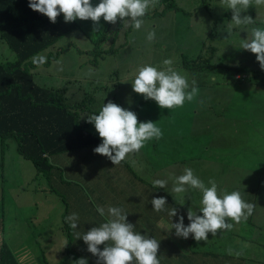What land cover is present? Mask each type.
I'll return each mask as SVG.
<instances>
[{
	"label": "rangeland",
	"instance_id": "1",
	"mask_svg": "<svg viewBox=\"0 0 264 264\" xmlns=\"http://www.w3.org/2000/svg\"><path fill=\"white\" fill-rule=\"evenodd\" d=\"M99 2L100 0H92L94 6ZM196 6L197 3L195 1H186L182 5L183 8L188 10H192ZM253 7L256 20L255 26L264 28V5L250 6L247 12H251ZM169 16V14L160 16L156 21L157 27H160L161 20L169 18ZM177 18L180 24L191 21L196 26L202 22V19L194 14L178 16ZM222 18L224 19L225 16L223 15ZM143 20L144 24L141 29L134 30L131 25L124 24L118 18V21H121L122 30H120L115 39L116 47L110 51L108 50L107 53L104 51L102 55H98L97 60L92 63L88 60L89 57L93 56L92 48L106 46L105 41L102 42L103 46L98 45L97 36L105 30L108 22H105L103 17H101L99 24H94L90 19L86 21L80 20L76 28L56 41L55 44L59 45V47H64V49L57 54V58L53 59L50 65H42L37 68L36 79L50 82L54 86H62L67 78H76V84L81 82L84 86L89 85L90 81L93 80L107 84L108 81L106 79H111L115 76V71H112V69L117 68L120 78L111 87L116 89L114 99L118 101L121 107L136 113L138 122L151 121L146 119L144 114L153 112V114L159 113L158 120L164 121L165 125L166 119L169 118V112H189L188 101H185L183 107L162 109L154 100H145L142 94L134 92L132 82L139 67L150 64L162 69L166 67L163 65V61L171 59L173 61L172 67L175 70L186 76L190 72L191 76L188 79L190 86V82L193 79L197 82L200 81V84H196L199 88L196 100L197 114L195 116L190 113L185 115L186 120L189 121L187 123L190 125L188 132L183 134V136L180 135L179 138L173 139L170 133L167 132L168 141L156 139L154 147H150L151 142L147 141L139 152L129 153L125 159L129 161L130 166L134 170L142 172L143 175L150 173L153 169L154 171L151 172L150 176H154L156 180L168 181L166 190L158 187L157 190L160 191L158 197H166L167 208H169V203H174V208L177 209L174 223L178 222L179 217L182 216L181 202L191 200L193 197H195V200L191 204L186 205V208L188 210L191 208L199 215L197 208L194 209L198 204L199 194L197 192L191 194V190L198 189L189 188L186 193L180 195L170 193L175 177L183 175L186 167L193 169L194 174L203 180L206 185H208L209 179H214L218 185V192L225 191L230 193L240 183H247L255 191L264 190V132L261 118V114H264V70L261 69L254 53L249 52V50L247 52V50L241 48L242 39H246L248 34L245 31L239 32L237 30V33L234 30L229 36L225 31L222 36L216 37L212 41L211 37L214 36H209L211 24L208 21L203 23L204 28L201 30V38H204L207 43L212 41L214 44L220 45L219 50L215 52L212 58L213 61L227 64L248 63V65H253L254 67L248 71L247 77L242 75V78L238 79H235L232 74L233 68L226 69V80L230 82V87L224 88L218 79H213V73L218 71L216 67L206 70V79L204 80L203 74L196 76L193 75L192 69L179 66L180 51L187 53L189 56H194L198 53L192 49L198 41L197 37L181 30L176 32L175 40L173 37L163 34L149 42L147 40L149 31L145 27L149 28V24L155 21H152L147 14L143 17ZM225 23L228 24L229 22ZM94 28L98 29V31H93ZM220 28L221 30L223 29L221 24ZM12 58H14V52L5 41L0 40V59ZM115 80V78L114 80L111 79L110 84ZM76 84L75 86H77ZM78 92H82V89H78ZM96 93L95 104H97L98 108H102L111 96L108 92H105V88L97 90ZM90 128L96 131L93 124ZM224 135H230L235 140L228 142L219 138V136ZM245 138H249L254 143L249 141L245 143ZM11 140H7L4 151H1L0 143V217H3V224L11 222L9 226H5L4 233L9 232V229H11V231L16 233L17 239L24 240L28 236L25 224L29 223V220L26 215L30 212H36V214L44 216L46 215L44 213L46 210L50 216L59 219L65 206V201L63 202V200L66 199L69 202L70 200L61 193L62 190L58 186L56 187L57 192L52 191L48 187L45 191L40 188L41 184L46 183V177L38 173L32 162L24 159L14 149L12 145L14 141ZM206 140H208L206 143L208 146H204V148L208 149L209 152H207V155H202V151H198V154L196 151L198 143H205ZM82 151L88 154L85 149L62 153L65 163L60 162L58 164L63 170H68L65 174L66 179L79 181L81 185L89 186L94 190L93 183L99 181L100 173L90 177L88 173L83 171V167L91 164L89 158L85 162L79 159L77 163H71L73 161L72 155L79 154ZM160 152L167 154V158L159 157ZM2 155L5 157L3 163H1ZM141 164H149L151 167L145 169L144 167H139ZM67 166H70L72 170L68 169ZM121 166L124 167L122 172L125 173L124 164L120 163L119 167ZM101 167L105 169V159ZM94 168L97 169L98 166ZM106 169L107 172H115L113 167ZM4 175L6 176L5 179ZM128 176L133 178L130 173L124 174V187L128 188V191L125 192L124 197L119 199V201L123 203L126 211L131 212L133 216L132 224L138 228V223H141L138 218L141 217L143 212H149L147 204L151 207V198L148 197L147 189L143 188L145 185L142 181L135 177L130 179ZM62 194L64 198H62ZM251 200H256L251 202L256 205L253 214L246 222L242 220L239 224L235 222L233 224L238 234L240 226L243 223H247L244 228V233L248 237L245 240V245L249 249L254 247L255 257L257 259L258 257L262 258L258 259L262 261L264 259V218L259 209L260 193L252 197ZM261 208H264V198ZM69 210L71 212V209ZM157 218L159 220L156 222L154 237L159 241L161 247L163 241H165L168 245V250L178 245L179 252L173 261L176 264H182V237H177L174 228L168 230L165 224L162 223V221L168 222L170 220L167 212L157 213ZM255 223L258 224L257 227H254ZM237 234L235 235L236 239H238ZM48 241L49 238L46 240L47 244L43 245L44 247L50 245ZM52 248L53 251L60 249L58 245H53ZM49 258L54 260L50 256ZM65 258L63 255L61 261L64 262ZM16 259L17 263L20 264L18 257ZM253 263V261L250 262V264ZM197 264H214V261L204 260L201 257L197 258Z\"/></svg>",
	"mask_w": 264,
	"mask_h": 264
},
{
	"label": "trees",
	"instance_id": "2",
	"mask_svg": "<svg viewBox=\"0 0 264 264\" xmlns=\"http://www.w3.org/2000/svg\"><path fill=\"white\" fill-rule=\"evenodd\" d=\"M209 3L212 12L210 13L211 17L206 20L211 24V33L209 36L211 37L215 26L218 25L219 28L218 35L211 37V40L214 41L216 37L222 36L225 32L227 26L225 22L230 21L225 18L224 20L222 16L227 15V19L231 18V10H225L221 7L220 0H210ZM28 5L29 0H0V40L5 41L14 52V58L5 60L0 59L1 151H4L7 140L12 139L11 141H14V144H12L14 149L17 150L24 159L31 161L38 173L46 177V183L41 184L42 186L40 188H43V191H45L48 187L52 191L57 192L56 187L58 186L62 190L61 193L69 198L70 202L66 199L63 200V202L65 201V206L62 209V216L59 219L64 221L65 218L70 215L69 209H71V211L75 210L80 217V224H78L79 228H77V230L87 232L92 227H97L100 223L105 222L106 218L101 217L96 211L97 205L105 207L112 205L124 208L123 203L120 202L119 199L123 198L125 192L128 191V188L124 187L123 178L125 173H130L133 178L135 177L142 181L145 185L143 188L147 189L148 197L152 200L151 195L154 193L156 195L158 192L157 187L153 186V181L156 179L154 176H150L151 172L154 170L152 169L150 173L143 175L142 172L134 170L130 166L129 161L124 159L121 161L126 168V170H124L125 173H123L124 167L114 165L110 163L111 161L108 159L106 162L105 156L93 151L94 148L102 143V138L97 131L90 128L92 123L87 122V116L98 114L102 109L98 108L97 104H95L97 98L96 92L99 89L105 88V92L110 94L111 98L108 99L106 103L112 101L121 106L118 101L114 99L116 89L111 88L120 78L117 68L112 69V71H115V76L111 79H116L112 84H110V78L106 79V81H108L107 84H105V82H95L93 80L90 81L89 85L85 86L81 82L76 84V78H67L62 86H54V84L50 82L36 79V74L38 73L37 68L39 66L33 63V57L43 55L46 57V63L43 65H50L51 61L57 58V54L64 49V47H59V45L55 44L56 41L76 28L80 23V19L77 18L74 22L66 23L63 13H61L57 17L56 23H52L46 15L33 11ZM179 8H181V6L177 4L176 0H159L157 6L149 9L146 14L150 16L152 21H155V14H165L171 10L168 13L170 15L173 10ZM244 14L250 15L255 19L254 7L251 12H246ZM169 18H171V16H169ZM178 20L177 18V21ZM153 23H150L149 26ZM220 24L223 27L222 30ZM121 26V21L119 22L118 20L115 24H106L105 30L97 36L98 45L103 46L102 42L105 41L106 46L92 48L93 56L88 58L91 63L97 60L98 55H102L104 51L107 53L108 50L110 51L116 47L115 39L120 30H122ZM252 27L258 26L253 25ZM235 31L238 33L237 30ZM245 33L248 34L246 31ZM197 38L198 41L194 44L192 49L194 52L198 53L194 56H189L187 53L180 51L181 59L178 61L180 64L179 66L192 69L193 75L199 76L203 74L205 80L206 70L216 67L218 71L213 73V79H218L219 82L223 84L224 88H226L230 85V82L226 80V69L233 68L234 71L232 74L235 76V79H238L242 78V75L247 77L248 71L254 68L253 65H248V63L227 64L213 61L212 58L215 52L219 50L220 45L217 43L214 44L212 41L207 43L201 36ZM190 76L191 74L189 72L187 78L190 79ZM199 82L200 81H196V84H200ZM75 84L77 86H75ZM78 89H82V92H78ZM196 100L197 97L194 101L188 102L189 112H161L168 113L169 115V118L165 121V125L164 121L158 120L160 116L159 113L149 114L157 116L154 122L157 123L158 127H161L162 132H167L166 128H168L171 137L176 139L179 138L180 135L183 136V134L188 132L190 124L187 123L189 121L186 120L185 115L187 113L194 116L197 114ZM261 118L263 123L262 130L264 132V114H261ZM163 137L164 133L161 139H163ZM219 138L228 142L235 140L232 139L230 135L219 136ZM168 139L169 138H167V141ZM207 141L208 140H206L205 143H198V147H196L197 150L195 149L197 153L198 151H202V155H207L209 150L204 148V146H208L206 144ZM246 141L253 142L249 138H245V143ZM150 142V147H154L155 141ZM79 149H85L88 152V154H86L82 151L76 154V156L80 157L84 162L89 158L91 164L88 167H92L90 177L100 173L99 181L93 183L95 191L101 195L99 199L94 197V190L91 187H85L78 181L66 179L65 170L60 167V163L58 164L54 160L57 154L68 151L73 152ZM159 157L167 158V154L160 152ZM217 158H219V156H217ZM104 159L105 169L101 167ZM95 166H98V168L95 169ZM108 167H113L115 172H107L106 168ZM139 167H144L146 169L147 167H151V165L141 164ZM101 168L102 170L100 171ZM119 168L121 169L119 170ZM133 178L130 177V179ZM235 190L240 191L243 199L249 203L256 201L249 199L250 194H252V197H255V195H259L260 193L249 187L247 183L237 184ZM196 192L199 194L198 190H191V194ZM63 194L62 198H64ZM72 196H78L80 200L72 203ZM194 198L195 197L190 200V204L195 200ZM185 202H189V200ZM147 205L149 207L148 211H150L153 205H151V207L149 204ZM126 212L128 213V222L132 223L133 216L131 212ZM45 216L46 218H44V220L47 218L49 219V217L51 219L48 212ZM59 219L55 218L54 222ZM138 220L141 223L137 222L139 227H135L134 230L140 232L142 235L147 233L150 237H154L156 229H154L155 227L151 215L148 212H143ZM227 222L234 223V221L230 219ZM245 224L247 223H243L242 226H240V234H245ZM4 225L3 217L1 216L0 264H18L12 252V246L8 245L4 238ZM165 226L168 230L171 229V225ZM234 227L233 224V228ZM72 232L70 228L64 229L62 233L66 234V238H62L61 234L60 236L56 235V241L53 242L54 245L59 246V250H61L62 253L61 258L63 255L69 258L71 264H75L80 258L87 259L88 264H96L97 257L88 252L87 245L84 243L83 239H75ZM239 233L237 234L238 239L240 237ZM217 234L230 237L234 235V232L233 230H218ZM42 240H45V238ZM182 241L185 242V239L182 238L181 242ZM53 243L47 247L52 248ZM39 244L41 245V243ZM104 246L105 245H99L98 247L103 250ZM178 247V245H175L168 250V245L163 241L162 247L160 246L157 254L161 264H173V259L176 258L179 252ZM189 248L191 251L195 250L193 245L189 246ZM42 257L44 259L43 255ZM66 258L64 262L60 259V262L66 264ZM58 263L57 261L49 263L48 260H45V264Z\"/></svg>",
	"mask_w": 264,
	"mask_h": 264
},
{
	"label": "clouds",
	"instance_id": "3",
	"mask_svg": "<svg viewBox=\"0 0 264 264\" xmlns=\"http://www.w3.org/2000/svg\"><path fill=\"white\" fill-rule=\"evenodd\" d=\"M158 3L159 0H100L94 6L92 0H29L28 6L33 11L46 15L52 23H56L57 17L63 13L66 23L79 18L82 21L90 19L94 24H99L103 17L104 21L115 24L119 18L124 24L139 30L144 24L143 17ZM253 5H264V0H220V6L232 13L225 31L229 36L234 30L246 31L248 36L242 39L241 48L254 53L264 70V28L252 27L256 20L244 14ZM93 31L98 29L94 28ZM155 36V31H150L147 40L152 42ZM33 63L42 66L46 63V57L37 55L33 57ZM172 64L171 59H166L163 61L166 67L162 69L150 64L139 67L132 82L134 92L142 94L145 100H154L162 109L179 108L184 106L185 101H194L199 94L196 80L193 79L190 86L187 76L175 70ZM87 122L94 124L102 138V143L93 151L107 157L114 165H119L127 154L139 152L145 142L153 138L159 140L163 136L162 129L156 122H138L136 113L112 101L104 104L98 114L87 116ZM153 186L166 190L168 181L154 180ZM189 188L198 189L202 193V206L199 208L202 215H197L196 211L189 208L187 219L190 223L187 226L183 216L179 217L178 222L171 224L175 235L184 239L192 234L197 242L208 241L209 233L215 237L218 230L231 231L233 224L227 222L229 219L236 224L242 220L246 222L256 207L255 204L246 202L240 191L218 192L214 179H209L206 185L194 174L193 169L186 167L183 175L175 177L170 193L184 194ZM151 204L157 213L167 212L170 218L177 216L176 208L166 207L167 200L164 196L153 198ZM96 211L106 218L105 222L87 232L77 230L80 224L78 213L73 212L65 218L75 239L82 238L88 252L97 257L96 264H161L157 255L159 241L147 233L142 235L135 231V226L128 222V213L123 207L97 205ZM99 245H105L103 250ZM228 251L232 254L231 249ZM235 254L240 256L242 252ZM75 264H88V261L80 258Z\"/></svg>",
	"mask_w": 264,
	"mask_h": 264
},
{
	"label": "crops",
	"instance_id": "4",
	"mask_svg": "<svg viewBox=\"0 0 264 264\" xmlns=\"http://www.w3.org/2000/svg\"><path fill=\"white\" fill-rule=\"evenodd\" d=\"M186 1L193 2L195 1L197 3V6L193 8L192 10H188L182 7L183 4L186 3ZM210 0H176L177 4L181 6V8L173 10V12L170 14L171 18H164L163 20L160 21V27L158 28L156 25V21L159 19L160 16L164 14H155V22L151 24V28L145 27L146 30L150 31H155L156 36L155 37H160L159 35L166 34L167 36H171L175 39L176 32L184 30L185 32L191 33L195 37L201 36V30L203 27V23L211 17L210 13L211 8L209 7ZM171 10H169L167 13L168 14ZM196 15L198 18L202 19L201 24H197L194 26L191 21L184 22V24H180L177 21L178 16H183V15ZM227 14V13H226ZM232 16V13H230ZM175 16V17H174ZM225 19L230 21L231 18L227 19V15H224ZM183 20V19H182ZM165 22H171V23H165ZM219 33V28L218 25L215 26L214 31L212 32V36H216ZM153 112H148L144 114V117L146 119H150L152 122L155 121L157 118L156 115L149 114ZM161 128V127H160ZM167 132H168V128ZM167 132L164 133V137L161 140H167ZM156 139L153 138V140L150 141H155ZM146 143V142H145ZM73 156V161L71 163H77L80 157L76 156V154L72 155ZM83 158V157H82ZM5 157L2 156L1 163L4 162ZM108 159V158H107ZM54 160L57 163H65L64 157L62 156V153L57 154L54 158ZM82 160V159H81ZM109 160V159H108ZM83 161V160H82ZM111 161V160H109ZM84 162V161H83ZM264 165V162H263ZM68 169L72 170L71 167H67ZM83 171L85 173H88L90 176V173L92 171V167L85 166L83 167ZM68 170L65 171L67 173ZM6 176L4 175V179ZM3 179V180H4ZM79 182V181H78ZM261 182V180H260ZM250 187V186H249ZM95 191V189H94ZM199 191V190H198ZM160 191L158 190L157 194L155 195L152 194L151 197L152 199L155 197H158V194ZM101 195L98 194V192H94V197L96 199H99ZM252 194H250L249 199L251 200ZM264 198V190L260 191V211L263 214L264 218V208H261L262 205V200ZM72 203L76 202L77 200L79 201L80 198L78 199V196H72ZM201 200H202V194L199 191L198 195V204L197 206L194 207L197 208L198 214L202 215V213L199 211V208L202 206L201 205ZM82 202V200H81ZM83 203V202H82ZM182 216L184 217V224L187 226L190 222L187 219V212L188 209L186 208V205L190 204L189 202L182 201ZM169 209L174 207V203H169L168 204ZM48 211H44L46 214ZM78 213L75 210L71 211V213ZM154 223V229H156V222L159 220L157 218V212L153 210V207L151 210L148 212ZM26 218L29 220V223H26L25 225L27 226L26 233L28 236L24 240H19L15 236L16 233L11 231L9 229V232L4 233V238L7 242L8 245H11L13 247V253H15L16 257H18L20 264H45V260H48L49 263L53 261L59 262L58 264H64L60 262L61 259V250L55 249L53 251V248L50 247H44L42 245L47 244L46 240L49 238V243H53L56 241V235L60 236L62 235V238H66V234L62 233L64 229L70 228L68 223L64 220L61 221L60 219L55 221V218L51 216V219H45L46 216H40L36 214V212H30L28 215H26ZM168 222H163V224L170 226L174 221H175V216L170 218L169 217ZM51 220V221H50ZM50 221V222H48ZM11 223V222H9ZM9 223L5 224L4 226H9ZM54 225V226H53ZM258 224L255 223L254 227H257ZM253 227V228H254ZM79 228V226H77ZM71 229V228H70ZM72 230V229H71ZM73 231V230H72ZM234 235L233 236H222L220 234H217L215 237L212 236L211 233L208 234V241H199L197 242L192 234H190L189 238L185 239V242H181L182 246V264H197V258H203L204 260H210L214 261V264H250L251 261H253V264H263L264 259L262 261H259L258 259H262L260 257H255L256 252L254 251V247L252 249H249L245 245V240L247 235L245 234H240L239 239L235 238V235L237 234V231L234 227L233 229ZM44 234V235H43ZM43 236V237H42ZM45 238V240H42ZM42 241V242H41ZM41 243V245L39 244ZM54 245V243H53ZM194 246L193 251L190 250L189 246ZM51 249V250H48ZM229 249L232 250V254H229ZM236 252H242V255L237 256L235 253ZM18 253V255H17ZM44 256V259L42 257ZM54 258L52 260L51 258ZM46 257V258H45ZM66 264H71L70 259L66 258ZM173 264H176V262H173Z\"/></svg>",
	"mask_w": 264,
	"mask_h": 264
}]
</instances>
